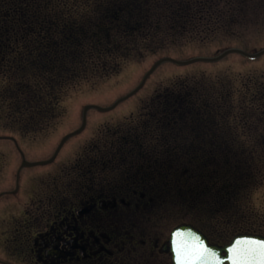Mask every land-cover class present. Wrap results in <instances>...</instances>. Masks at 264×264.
Returning <instances> with one entry per match:
<instances>
[{
    "label": "trees",
    "instance_id": "16d2710c",
    "mask_svg": "<svg viewBox=\"0 0 264 264\" xmlns=\"http://www.w3.org/2000/svg\"><path fill=\"white\" fill-rule=\"evenodd\" d=\"M197 1L171 0L167 9L160 0H0V41L11 49L9 62L28 97L56 101L64 84L88 72L114 73L144 46L153 53L174 46L155 44L160 21L171 31L177 20L186 33L195 27ZM13 89L14 109L35 104ZM146 104L144 121L128 138L134 151L143 149L131 160L144 183L156 185L183 220L243 217L241 204L264 168V119L254 124L250 104L232 105L229 92L193 79L173 82Z\"/></svg>",
    "mask_w": 264,
    "mask_h": 264
},
{
    "label": "rangeland",
    "instance_id": "374dc122",
    "mask_svg": "<svg viewBox=\"0 0 264 264\" xmlns=\"http://www.w3.org/2000/svg\"><path fill=\"white\" fill-rule=\"evenodd\" d=\"M160 2L162 8L171 9V0ZM197 2L200 7L197 6L191 15L195 27L186 30V33L181 32L183 28L177 20L173 19L171 31L168 29L169 21H160V31L156 34L159 36L154 40L155 44L171 43L174 46L161 48L159 52L155 48L154 53L150 47L144 46V49L133 55L134 58L123 61L119 70L114 73L88 72V76L83 75L74 82L64 84L57 94L56 101L44 96L28 97L24 84L17 82L12 64L1 70L0 192L12 187L13 173L19 166L25 168V171L30 170L22 164L24 161H42L51 157L62 137L80 126L83 106L111 105L117 98L137 86L143 74L159 57L170 56L185 60L196 56L214 57L228 47L242 48L252 51L251 53L264 48V0ZM71 12L75 13V10ZM163 16L166 15L160 14V17ZM175 27H180V32L176 31ZM155 44L149 41V46L155 47ZM27 77L31 81V75L27 74ZM182 79L201 81L210 86L214 85L222 92H229L232 105L247 108V104H250L251 109L255 110V113L252 112L254 117H251L254 124L257 123V118L264 119V54L254 59L227 54L216 62H194L184 66L163 63L147 77L140 89L125 101L105 112L88 110L82 131L64 141L54 161L42 167L38 166L37 172L57 177L61 172L58 165H69V162L89 149L97 153L107 150L106 145L115 139L112 140L115 132L123 134L131 124L144 121L142 112L143 108L148 107V100L157 95L158 91ZM11 88L18 89L25 97L34 99L35 107L31 108L34 111L14 109L15 104H10L12 97L8 96ZM34 113H39V116L33 117ZM240 113L244 115V111L241 110ZM9 137L16 138L22 154L14 147ZM103 168L99 169V174ZM259 169L261 178L256 179L255 188L249 190L239 209L241 213L244 212L243 217L228 213L229 218L224 214L225 217L221 219L224 216L221 214L215 219H205V224L200 219L191 222L209 231H217L215 233L218 239L224 238L220 241L225 242L229 238L223 232L229 230L244 229L264 234V168L259 165ZM177 208L173 207L171 225L167 230L183 220L177 213ZM186 218L188 219V215Z\"/></svg>",
    "mask_w": 264,
    "mask_h": 264
},
{
    "label": "flooded vegetation",
    "instance_id": "af4514ba",
    "mask_svg": "<svg viewBox=\"0 0 264 264\" xmlns=\"http://www.w3.org/2000/svg\"><path fill=\"white\" fill-rule=\"evenodd\" d=\"M10 58L11 49L0 41V71ZM19 107L29 112L35 104ZM140 125L115 132L101 153L89 149L69 165H58L57 177L37 172L44 165L26 171L19 166L12 187L0 192V264H172L171 201L144 183L131 160L143 155L128 139ZM9 139L21 153L16 138ZM201 232L210 243H224L217 231ZM239 232L244 231L223 234Z\"/></svg>",
    "mask_w": 264,
    "mask_h": 264
},
{
    "label": "water",
    "instance_id": "95a60500",
    "mask_svg": "<svg viewBox=\"0 0 264 264\" xmlns=\"http://www.w3.org/2000/svg\"><path fill=\"white\" fill-rule=\"evenodd\" d=\"M227 54H238L241 55L245 58L248 59H254L257 58L261 55L264 54V48L260 49L256 52L253 53H249L244 51L243 49L237 48V47H229L225 50H223L222 52H220L219 54H217L214 57H202V56H196V57H191L185 60H178V59H174L172 57H168V56H164L161 57L159 59H157L151 66L150 68L143 74L140 82L138 83V85L136 87H134L130 92H128L127 94L121 96L120 98L116 99L110 106L107 107H100L97 105H86L83 107L82 109V123L80 125L79 128H77L76 130H74L73 132H70L68 134H66L61 140L60 143L58 144L56 151H58V149L61 147V145L63 144V142L69 138L72 135L77 134L78 132H80L82 130V128L84 127L85 124V113L88 109L93 108V109H97L99 111H107L112 109L113 107H115L118 103H120L121 101L127 99L128 97H130L131 95H133L145 82L146 78L162 63H172L178 66H184V65H188L194 62H216L218 60H220L221 58H223L225 55ZM50 161V160H48ZM46 162V161H45ZM42 162V163H45ZM176 230H180V231H184V232H190L192 234V237H199L200 240H202L208 247L212 248L213 251H215L217 253V255L220 258L221 264H232V260L230 259V257L232 256V253L229 251L230 248H233L236 246L237 241H244V240H258V241H264V238L261 237H256V236H237L235 238L232 239V241L224 246L223 248H219L216 246H211L208 245L206 239L200 234L198 233L197 230H195L193 227L189 226V225H180L177 226L176 228H174L171 231V257H172V261L174 264H177V260H176V254H175V250H174V246H173V232ZM224 251L225 255H222L221 252Z\"/></svg>",
    "mask_w": 264,
    "mask_h": 264
},
{
    "label": "snow or ice",
    "instance_id": "6c2138e0",
    "mask_svg": "<svg viewBox=\"0 0 264 264\" xmlns=\"http://www.w3.org/2000/svg\"><path fill=\"white\" fill-rule=\"evenodd\" d=\"M177 264H221L212 248L190 232L176 230L172 234ZM232 264H264V241H237L230 248Z\"/></svg>",
    "mask_w": 264,
    "mask_h": 264
},
{
    "label": "bare ground",
    "instance_id": "6f19581e",
    "mask_svg": "<svg viewBox=\"0 0 264 264\" xmlns=\"http://www.w3.org/2000/svg\"><path fill=\"white\" fill-rule=\"evenodd\" d=\"M201 234H202V233H201ZM202 236L206 239L208 245L214 246L213 243H210V242H209V240L207 239V237H206L204 234H202Z\"/></svg>",
    "mask_w": 264,
    "mask_h": 264
}]
</instances>
